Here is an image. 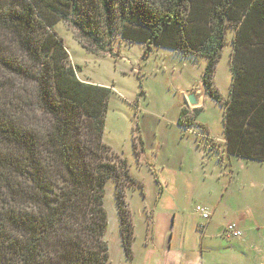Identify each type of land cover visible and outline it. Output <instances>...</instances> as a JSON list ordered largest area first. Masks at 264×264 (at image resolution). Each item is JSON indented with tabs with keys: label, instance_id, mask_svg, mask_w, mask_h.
Instances as JSON below:
<instances>
[{
	"label": "trees",
	"instance_id": "trees-1",
	"mask_svg": "<svg viewBox=\"0 0 264 264\" xmlns=\"http://www.w3.org/2000/svg\"><path fill=\"white\" fill-rule=\"evenodd\" d=\"M61 20L93 53L119 39L207 59L202 84L223 106L227 154L264 162V0H0V264H106L110 180L133 259L125 192L143 185L103 141L112 89L78 77L55 31ZM228 27L236 34L224 100L214 72ZM199 111L183 108L179 124L193 126Z\"/></svg>",
	"mask_w": 264,
	"mask_h": 264
},
{
	"label": "rangeland",
	"instance_id": "rangeland-1",
	"mask_svg": "<svg viewBox=\"0 0 264 264\" xmlns=\"http://www.w3.org/2000/svg\"><path fill=\"white\" fill-rule=\"evenodd\" d=\"M55 31L63 38L78 77L112 89L103 141L128 160L131 176L143 185L128 187L125 192L138 249L134 243L133 259H127L122 247L115 182L110 180L106 185L105 240L110 254L106 264L140 260L136 253L141 256L152 211L157 244L172 246L182 254L183 263L250 264L254 255L239 246V238H225L221 232L228 223H238L240 214L258 211L261 222L246 224L242 232L249 235L252 245L263 243L264 162L227 154L223 106L205 92L202 84L207 59L166 48L148 50L144 44L119 39L114 40L112 51L97 54L83 47L78 29L70 21H58ZM235 34L234 29L227 28L226 45L214 72V84L224 100L231 90ZM190 94L199 98V104L189 105ZM183 108L190 113L200 109L189 128L179 124ZM137 129L143 142L140 155L133 149V139L136 144L139 140ZM197 206L212 213L204 232L199 229L205 222Z\"/></svg>",
	"mask_w": 264,
	"mask_h": 264
},
{
	"label": "crops",
	"instance_id": "crops-1",
	"mask_svg": "<svg viewBox=\"0 0 264 264\" xmlns=\"http://www.w3.org/2000/svg\"><path fill=\"white\" fill-rule=\"evenodd\" d=\"M163 197L164 194L161 198L160 197L159 198L162 200ZM150 215L151 217H148V221H150L151 224L153 225L152 222L153 211L150 213ZM261 217L262 215L258 211H254V212L248 211L247 213H243L238 216L237 224L241 227V229L242 228L246 229V224H251L254 226L260 223ZM204 222H205L204 223L205 228L203 230H206L208 227L207 223L209 224L210 221L208 222L204 221ZM262 222L264 223V221ZM152 225H151V229L149 227L150 232L147 235L146 242L143 244L141 256L139 255L138 251L136 253V258H140V260L138 262L136 261L134 264H186L183 263L182 254L180 252L179 253L176 252V250H174L172 246L166 245V242L163 244H157V235L153 234ZM203 230L202 232H204ZM262 239H263V243H261L260 246H255L254 244L252 245V239L249 237V235L245 236L243 234L242 237L239 238L238 240L239 246L245 249L247 248V250L250 251V255H254V257L251 259L250 264L252 263L264 264V238ZM134 243H135L134 245L135 249L138 250L136 248L135 239L133 244Z\"/></svg>",
	"mask_w": 264,
	"mask_h": 264
},
{
	"label": "built area",
	"instance_id": "built-area-1",
	"mask_svg": "<svg viewBox=\"0 0 264 264\" xmlns=\"http://www.w3.org/2000/svg\"><path fill=\"white\" fill-rule=\"evenodd\" d=\"M197 211L201 215L202 219L206 222H208L212 217V213L201 206H197ZM204 228H205V224H202L199 226L200 230H203ZM242 234L243 232H242L241 227L237 223H234V222H231L225 225L221 232V236L225 238H240Z\"/></svg>",
	"mask_w": 264,
	"mask_h": 264
},
{
	"label": "water",
	"instance_id": "water-1",
	"mask_svg": "<svg viewBox=\"0 0 264 264\" xmlns=\"http://www.w3.org/2000/svg\"><path fill=\"white\" fill-rule=\"evenodd\" d=\"M188 103L190 106H195V105L199 104V98L196 97L195 94H190L188 96Z\"/></svg>",
	"mask_w": 264,
	"mask_h": 264
}]
</instances>
